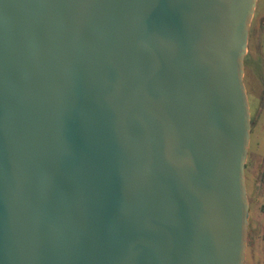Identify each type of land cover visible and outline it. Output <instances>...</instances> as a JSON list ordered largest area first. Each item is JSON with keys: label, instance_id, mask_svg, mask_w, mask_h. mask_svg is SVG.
<instances>
[{"label": "water", "instance_id": "water-1", "mask_svg": "<svg viewBox=\"0 0 264 264\" xmlns=\"http://www.w3.org/2000/svg\"><path fill=\"white\" fill-rule=\"evenodd\" d=\"M258 0H0V264H245Z\"/></svg>", "mask_w": 264, "mask_h": 264}, {"label": "rangeland", "instance_id": "rangeland-1", "mask_svg": "<svg viewBox=\"0 0 264 264\" xmlns=\"http://www.w3.org/2000/svg\"><path fill=\"white\" fill-rule=\"evenodd\" d=\"M261 56L254 71L245 65L244 81L251 110V139L246 164L250 204L245 264H264V0H258L250 27L247 55Z\"/></svg>", "mask_w": 264, "mask_h": 264}, {"label": "flooded vegetation", "instance_id": "flooded-vegetation-1", "mask_svg": "<svg viewBox=\"0 0 264 264\" xmlns=\"http://www.w3.org/2000/svg\"><path fill=\"white\" fill-rule=\"evenodd\" d=\"M249 62L252 66V68H254V71L255 72H258V70H260L259 68H257V64H258V67L261 63V56H257L256 58H251L250 56H246L245 57V65L246 63Z\"/></svg>", "mask_w": 264, "mask_h": 264}]
</instances>
